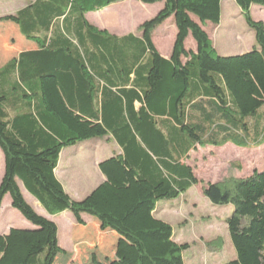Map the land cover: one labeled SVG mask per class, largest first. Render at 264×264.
I'll return each mask as SVG.
<instances>
[{"label": "trees", "instance_id": "obj_1", "mask_svg": "<svg viewBox=\"0 0 264 264\" xmlns=\"http://www.w3.org/2000/svg\"><path fill=\"white\" fill-rule=\"evenodd\" d=\"M128 0H35L1 21L19 28L37 49L0 69V218L6 196L32 228L0 235V264H57L68 256L56 223L25 200L20 184L50 216H84L119 238L116 258L92 264H185L173 227L156 217L160 202L176 201L201 182L188 161L198 148L264 146V22L253 6L233 0L255 45L220 56L204 30L219 26L223 0H136L164 4L141 37L110 35L86 16ZM174 19L177 36L165 59L154 32ZM195 50L188 49L189 39ZM113 140L119 152L102 161L105 181L76 201L56 176L61 154L90 140ZM213 205L232 208L226 219L236 259L264 264V169L246 178L203 184Z\"/></svg>", "mask_w": 264, "mask_h": 264}, {"label": "rangeland", "instance_id": "obj_2", "mask_svg": "<svg viewBox=\"0 0 264 264\" xmlns=\"http://www.w3.org/2000/svg\"><path fill=\"white\" fill-rule=\"evenodd\" d=\"M24 1L26 0H0V66L7 62L14 51L20 52L25 44H34L21 36L15 24L1 21L3 17L14 14ZM163 5L159 3L149 6L136 0H128L114 4L102 12L92 13L89 19L98 24L102 22L104 25L100 24L97 29H104L100 31H106L110 35H138L143 23L156 16ZM251 13L256 21L264 22V7L253 6ZM169 27H172L171 23L168 24L167 28ZM204 30L220 56L244 54L250 52L255 45L254 33L247 26L241 10L233 0L222 1L220 25L208 23ZM156 37V47L160 54L170 56L176 41L174 28L166 36L158 33ZM195 45L192 38L188 40L189 50L194 49ZM118 152V146L111 139L90 140L65 149L57 169L58 180L64 189L71 192L75 200H83L104 181L99 163ZM3 157L0 156V164L4 162ZM188 164L194 168L201 184L176 201L160 202L158 218L173 227L178 243L191 246L190 250L183 253L185 264H227L236 259V251L226 224L232 208L213 205L204 197L202 183H219L229 177L246 178L255 170L262 171L264 146L259 149H242L233 145L223 148H198L192 153ZM30 206L38 214L41 213V210ZM10 210H14L11 205L5 206L4 222H13L17 224L16 227H22L10 215ZM58 217L63 219L58 220L59 240L63 241L68 256H59L57 264H92L93 255L101 256L100 259L116 258L117 241L114 238H122L117 235L114 237L109 230L102 231L93 222L97 221L95 218L88 216L87 219L92 220H87L86 226L75 223V227H72L62 214ZM78 236L83 237V240L78 241L79 248L74 249L71 243Z\"/></svg>", "mask_w": 264, "mask_h": 264}, {"label": "crops", "instance_id": "obj_3", "mask_svg": "<svg viewBox=\"0 0 264 264\" xmlns=\"http://www.w3.org/2000/svg\"><path fill=\"white\" fill-rule=\"evenodd\" d=\"M35 0H26V1H24V3L21 5V6H18V8H17V10H16V12H14V14H11V15H15L18 11H20V10H22V9H24V8H26L30 3H32V2H34ZM111 7V6H110ZM108 9V8H107ZM106 10V9H105ZM90 14H92V13H89V14H87V16H86V19H87V21L91 24V25H93L94 27H96V28H98V27H100V24H102V25H104L102 22L100 23L99 22V24L98 23H96L95 21H91L90 19H89V17H90ZM8 16V15H7ZM155 17V16H154ZM153 17V18H154ZM169 23H171V25H172V27L170 28H167V26H168V24ZM144 24V23H143ZM12 30H13V28L12 27H10ZM18 28V27H17ZM172 28H174V32H175V40H176V36H177V28H176V25H175V22H174V19L173 18H171L170 20H168L167 22H165L161 27H159L155 32H154V36H153V42H154V44H155V46H156V36L158 35V33L160 34L161 33V36L162 35H164V36H166V34H168L169 33V30H171ZM15 30H17V29H15ZM18 30H19V28H18ZM100 30H104V29H100ZM160 30H162V32L160 31ZM132 34V33H131ZM128 35H130V34H128ZM133 35H136V34H133ZM124 36H127V35H124ZM136 36H138V37H141V33H139L138 35H136ZM119 37H123V36H119ZM174 43H175V41H174ZM157 48V47H156ZM174 48V47H173ZM27 49V50H26ZM37 49V46H36V44L34 43V44H25V48H23L20 52H13L12 53V55L7 59V62L6 63H3L1 66H0V69L2 68V67H4L10 60H12L13 58H16L21 52H23V51H32V50H36ZM193 50H195V49H193ZM172 53H173V51L171 52V54H170V56H167V55H162L161 54V56L162 57H164L165 59H169L171 56H172ZM225 147H227V146H225ZM235 147V146H234ZM119 149V148H118ZM120 151V150H119ZM4 156L3 155V153H2V151L0 150V156ZM4 158V162L3 163H1L0 164V184L2 183V180H3V178H4V175H5V157H3ZM101 163V162H100ZM100 163H99V165H100ZM58 170H56V176L58 175ZM102 174V173H101ZM103 176V175H102ZM58 178V177H57ZM103 178H104V181H105V177L103 176ZM103 181V182H104ZM102 182V183H103ZM101 183V184H102ZM100 185V184H99ZM98 187V186H97ZM96 187V188H97ZM20 188H21V190H22V193H23V195H24V197H25V199L27 200V202L30 204V205H32L35 209L37 208V209H39V210H41L40 212V215L41 216H43V217H45V218H47V219H49V220H51V221H53L54 223H56V225L58 226V230H59V233H60V227H59V222H58V220H63L62 219V217H58V216H56V217H52V216H50L43 208H42V206L40 205V203L34 198V197H32L25 189H24V187L20 184ZM65 190H66V192L75 200V197L74 196H72L71 195V192L68 190V189H66L65 188ZM76 201H79V200H76ZM7 205H12V200H11V197L10 196H6L5 197V200H4V202H3V206H2V210H1V218H0V235H8L9 234V232H10V230L11 229H13V228H15L16 227V225L17 224H15V223H13V222H4V218H5V214H4V209H5V206H7ZM10 215H12L13 217H15L16 218V220L18 221V223H19V225L20 226H22V227H24V228H32L31 227V225L29 224V223H27L26 221H25V219L18 213V211H16V210H10ZM156 217L158 218V211L156 212ZM62 216H64V218H65V220L67 221V223L70 225V226H72V227H75V219H74V217H73V215L71 214V213H69V212H66V213H64V214H62ZM88 217H86V216H84V220H85V222H86V224H87V220H92V219H87ZM158 219H160V220H163V219H161V218H158ZM164 221V220H163ZM93 222L96 224V226H98V227H100L99 226V224H98V222L97 221H94L93 220ZM166 222V221H165ZM112 235L115 237L116 235L115 234H113L112 233ZM81 240H83V237H80V236H78L77 238H75L74 240H73V242L71 243L72 245H73V247H74V249L75 248H79V246H78V244H79V242L81 241ZM118 238L117 237H115L114 238V241H117L118 242ZM60 241V240H59ZM79 241V242H78ZM177 241V240H176ZM116 242V243H117ZM178 242V241H177ZM60 246L64 249V250H66L65 249V245H64V243H63V241H60ZM99 258H102L101 256H98ZM104 258V257H103ZM105 258H106V256H105Z\"/></svg>", "mask_w": 264, "mask_h": 264}, {"label": "bare ground", "instance_id": "obj_4", "mask_svg": "<svg viewBox=\"0 0 264 264\" xmlns=\"http://www.w3.org/2000/svg\"><path fill=\"white\" fill-rule=\"evenodd\" d=\"M126 20V19H125ZM127 24V23H126Z\"/></svg>", "mask_w": 264, "mask_h": 264}]
</instances>
